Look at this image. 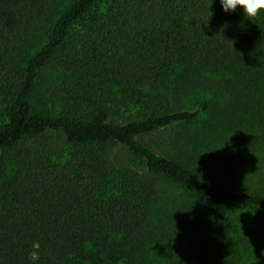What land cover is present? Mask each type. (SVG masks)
<instances>
[{
    "label": "trees",
    "instance_id": "16d2710c",
    "mask_svg": "<svg viewBox=\"0 0 264 264\" xmlns=\"http://www.w3.org/2000/svg\"><path fill=\"white\" fill-rule=\"evenodd\" d=\"M60 1L0 0V264H204L177 244L179 228L224 238L231 204L264 243V192L206 178L140 140L208 115L205 99L184 105L200 84L218 83L206 74L227 76L264 113V10L69 0L45 44L19 60L15 34ZM49 65L65 80L46 95ZM165 183L187 196L171 215Z\"/></svg>",
    "mask_w": 264,
    "mask_h": 264
},
{
    "label": "rangeland",
    "instance_id": "374dc122",
    "mask_svg": "<svg viewBox=\"0 0 264 264\" xmlns=\"http://www.w3.org/2000/svg\"><path fill=\"white\" fill-rule=\"evenodd\" d=\"M68 2H57L51 7L50 16L15 34L19 60L33 56L45 44L53 21ZM206 75L209 82L218 83L200 84L185 97L184 105L193 107L197 100L205 99L211 107L208 115L194 124L175 125L140 140L157 152L195 164L206 178L212 177L240 191L264 192V113L251 98L239 97L241 90L231 85L227 76ZM64 80L65 73L49 65L41 74L39 91L49 95ZM124 155L122 150L119 162L123 164L126 163ZM162 187L163 201L172 203L167 212L171 215L177 206L184 205L187 196L171 183ZM229 216V230L224 238H203L182 227L177 244L185 245L188 253L204 264H264V243L254 229L250 213L231 204Z\"/></svg>",
    "mask_w": 264,
    "mask_h": 264
},
{
    "label": "clouds",
    "instance_id": "9594fccd",
    "mask_svg": "<svg viewBox=\"0 0 264 264\" xmlns=\"http://www.w3.org/2000/svg\"><path fill=\"white\" fill-rule=\"evenodd\" d=\"M225 12L242 7L245 17L255 18L264 10V0H220Z\"/></svg>",
    "mask_w": 264,
    "mask_h": 264
}]
</instances>
